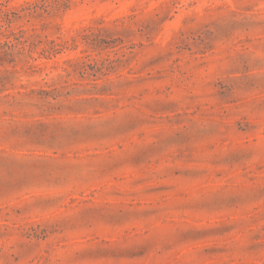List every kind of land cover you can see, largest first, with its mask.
<instances>
[{"label": "rangeland", "instance_id": "374dc122", "mask_svg": "<svg viewBox=\"0 0 264 264\" xmlns=\"http://www.w3.org/2000/svg\"><path fill=\"white\" fill-rule=\"evenodd\" d=\"M0 264H264V0H0Z\"/></svg>", "mask_w": 264, "mask_h": 264}]
</instances>
